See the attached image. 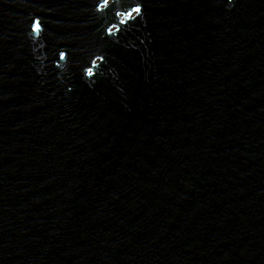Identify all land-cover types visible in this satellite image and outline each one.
<instances>
[{"label":"water","instance_id":"water-1","mask_svg":"<svg viewBox=\"0 0 264 264\" xmlns=\"http://www.w3.org/2000/svg\"><path fill=\"white\" fill-rule=\"evenodd\" d=\"M0 264H264V0H0Z\"/></svg>","mask_w":264,"mask_h":264}]
</instances>
